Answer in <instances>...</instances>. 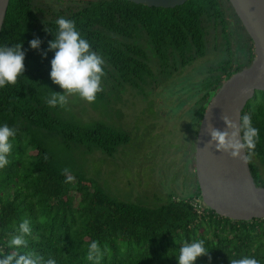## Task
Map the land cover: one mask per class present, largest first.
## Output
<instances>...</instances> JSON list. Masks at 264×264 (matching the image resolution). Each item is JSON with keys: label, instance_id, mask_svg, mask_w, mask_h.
Wrapping results in <instances>:
<instances>
[{"label": "trees", "instance_id": "16d2710c", "mask_svg": "<svg viewBox=\"0 0 264 264\" xmlns=\"http://www.w3.org/2000/svg\"><path fill=\"white\" fill-rule=\"evenodd\" d=\"M61 16L75 21L81 36L106 61L102 83L109 87L97 94L98 100L118 95L127 86L146 95L150 91L146 80L154 76L148 52L157 58L161 75L167 78L203 56L208 26L220 25L226 56L210 68L204 80V93L191 116L197 125L222 80L247 66L253 57L251 38L228 0H186L173 7L129 0H86L57 10L37 6L33 0H9L0 45L22 42L25 70L16 84L0 88V126L7 123L16 129L10 138L9 163L0 169V246H5L27 219L31 235L26 237L28 248L19 249V254L35 251L55 258L57 264H95L87 259L93 241L103 253L99 264H178L175 256L180 246L195 239H204L209 249L195 264H230V258L242 255L264 264V217L233 220L203 203L199 206L194 202L200 198L197 182L188 196L168 194L154 207L148 202L116 199L75 170L79 157L76 151L68 153L71 143L111 155L129 141L130 134L100 119L75 118L67 106L47 104L52 91L63 92L50 78L55 53L48 44L55 38V21ZM229 17L250 42L239 47L244 52L241 63L234 60ZM32 39L40 40L39 48L30 46ZM243 114L251 115L253 126L259 129L249 166L256 184L264 186V90L248 100ZM54 139L60 141V148L50 146ZM68 176L73 179L69 181ZM72 191L78 193L77 201Z\"/></svg>", "mask_w": 264, "mask_h": 264}, {"label": "rangeland", "instance_id": "374dc122", "mask_svg": "<svg viewBox=\"0 0 264 264\" xmlns=\"http://www.w3.org/2000/svg\"><path fill=\"white\" fill-rule=\"evenodd\" d=\"M33 1L37 6L57 10L74 7L86 0ZM228 29L234 60L241 63L244 52L239 47L246 41L250 42L233 17H229ZM207 30L205 54L179 67L167 78L162 77L157 58L148 52L154 76L146 80L145 86L150 90L146 95L127 86L118 95H105L106 98L96 99L94 103L76 95L68 97L67 107L75 118L83 121L100 119L130 134L129 141L120 144L111 155L96 147H75L71 143L68 153L73 155L76 151L79 157L73 166L75 170L93 179L116 199L143 204L148 202L154 207L168 194L183 198L193 192L196 185L194 145L198 125L191 116L197 109L196 101L204 93L202 86L211 73L210 68L226 56L220 25L215 28L209 25ZM102 82L105 83L104 80ZM103 83L106 90L109 84ZM59 143L56 139L49 142L51 147L57 145L60 148ZM253 159L263 171L259 160ZM71 193L77 201L78 193Z\"/></svg>", "mask_w": 264, "mask_h": 264}, {"label": "clouds", "instance_id": "9594fccd", "mask_svg": "<svg viewBox=\"0 0 264 264\" xmlns=\"http://www.w3.org/2000/svg\"><path fill=\"white\" fill-rule=\"evenodd\" d=\"M58 26L55 38L48 42L49 50H54L51 59L50 78L64 91L51 92L47 99L50 107L59 105L66 108L69 103L68 97L76 95L89 103L96 101L97 94L103 91L102 78L106 75L104 66L106 61L92 47L87 39L81 36L77 30L75 21L58 17L55 21ZM32 48H39L40 40L32 39ZM46 55V53H44ZM25 53L22 51V42L12 46L0 45V88L6 84H16L18 78L24 74ZM247 93L248 89H243ZM226 127L220 130L211 125L208 132L211 139L209 144L227 153L232 158H238L245 164H249L255 155L256 144L259 139V129L252 124L249 114H240L239 121H234L228 115H222ZM16 129L9 127L7 123L0 126V169L8 163L12 144L10 138L14 137ZM64 173L68 169L63 170ZM71 181L73 178L68 176ZM31 235L29 221L25 219L19 224L18 233L11 236L5 246H0V264H57L55 258H45L44 255L35 251H25L20 255L19 249L28 248L27 236ZM204 239H195L183 243L178 255L175 256L178 264H195L198 257L208 255L209 249L205 247ZM12 249L5 252V249ZM103 253L97 241L91 242L87 251V259L99 264ZM209 259L211 257L209 256ZM230 264H260V262L247 255L240 258H230Z\"/></svg>", "mask_w": 264, "mask_h": 264}, {"label": "water", "instance_id": "95a60500", "mask_svg": "<svg viewBox=\"0 0 264 264\" xmlns=\"http://www.w3.org/2000/svg\"><path fill=\"white\" fill-rule=\"evenodd\" d=\"M155 7H173L186 0H129ZM251 38V62L223 79L211 96L198 124L194 145V172L200 203L233 220L264 217V186L257 185L249 164L218 150L208 126L224 130L222 115L239 121L248 100L264 90V0H228ZM9 0H0V31ZM243 89H248L243 93Z\"/></svg>", "mask_w": 264, "mask_h": 264}, {"label": "built area", "instance_id": "2783aa9c", "mask_svg": "<svg viewBox=\"0 0 264 264\" xmlns=\"http://www.w3.org/2000/svg\"><path fill=\"white\" fill-rule=\"evenodd\" d=\"M195 201L199 203V206H201L202 203H200V199L199 198H196V200H194V202Z\"/></svg>", "mask_w": 264, "mask_h": 264}]
</instances>
